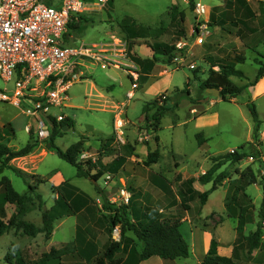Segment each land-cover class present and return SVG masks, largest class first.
<instances>
[{
	"label": "rangeland",
	"instance_id": "obj_1",
	"mask_svg": "<svg viewBox=\"0 0 264 264\" xmlns=\"http://www.w3.org/2000/svg\"><path fill=\"white\" fill-rule=\"evenodd\" d=\"M227 14L231 19L222 23ZM86 17L84 34L72 37L67 46H84L94 58H87L84 62L78 79L67 93L69 101L66 107L51 110L52 115L63 113L71 122L67 131L59 128L62 133L53 136V142L65 151L84 137L86 144L78 161L90 160L96 165V170H104L118 156L130 155L134 161L130 159L125 170L113 180L107 181L103 175L94 184L85 178H77L76 167L49 149L48 142L33 138L31 141H37L39 146L30 155L11 161V168L4 172L14 189L33 201L29 202V212L24 219L37 227L43 226L42 214L38 209L39 199L48 209L56 203L51 178L60 174L100 199L97 202L102 205L100 211L106 219L107 229L109 218L114 213L107 208L120 207L113 203V198L118 199L120 189L126 188L131 194V220L132 213L141 214L145 206L167 214L184 210L186 204L190 210L183 211L185 217L180 230L189 245L192 244L191 237L195 236L193 244L197 255L201 257L205 237L209 234L210 238L217 240L219 254L231 256L233 252L240 263L264 264V249L249 254L242 239L256 231L264 195V97H255L251 89L260 68H264V0H111L102 12ZM218 17L220 20H217ZM125 18L132 19L149 31V38L134 41V53L142 58L155 57L151 47L157 43L173 45L177 50V56L171 64L166 63L167 59L162 55H156L159 62L156 63L153 79L143 91H139L143 86L139 78V90L135 91L134 99L128 104L126 94L131 89L128 75L130 71L139 69L132 64L128 55V38L121 28ZM180 28L184 29L185 35L178 41ZM200 37L203 38L201 43L198 42ZM239 55L245 57V62L236 63L235 67L244 73V77L230 79L237 86L248 87L243 94L228 102L221 96L214 97L201 89V82L208 78L213 64L225 60L234 64ZM103 64H106V68L102 67ZM214 70L218 71L219 68L215 67ZM161 73L163 75L159 76ZM15 81V77L11 82L0 78V90H14ZM182 90H188L190 97L182 98ZM201 98L214 103L203 105L207 110L204 118L190 121L193 118L191 109L199 104ZM156 100L161 108L171 109L162 118L160 129L154 126L153 120L157 111L153 104ZM178 100L179 107L175 109L173 104ZM249 102L255 104L262 122L256 136ZM145 106H149L146 114L143 112ZM122 108L130 121L126 128H129L132 136L136 133L134 145H142L143 155L139 159H135V147L130 145L127 149L126 144L119 147L115 143L113 124L116 118L123 115ZM30 122L32 118L22 114L18 108L0 102V142L13 150L23 148L30 141V135L25 130ZM201 132L208 139L203 146H199L197 138ZM112 138L113 141L108 142L109 146L112 145L108 149H112L111 155H103L104 150L97 151L102 142ZM148 144L153 146L151 152L157 150L160 153L159 165L150 168L144 164L148 158L144 146ZM231 150L244 154L245 158L222 166L219 172H227V178L208 197L207 203L201 206L196 198L184 202L181 184L176 179L178 174L182 172L184 179H197L211 168L213 157L228 154ZM152 172L159 174L160 177L154 179L162 188L157 184L158 188L151 185ZM242 174L250 176L253 183L248 184L244 193H238L240 205L245 211L244 224L240 226L238 209H235L237 214L231 215L227 207L238 205L233 203L232 198L240 185L238 180ZM194 186L203 193L210 190L212 184L201 185L196 181ZM89 194L86 197L95 203L96 200ZM6 206L9 220L18 209L14 205ZM120 233L121 225H117L111 235L106 230L110 238H120ZM261 241L264 243V228ZM46 245L43 233L30 237L21 229H12L0 237V264H11L8 259L11 247V252L15 253L17 248L27 261L37 263ZM190 248V258L179 261L197 264L191 245ZM159 262L165 261L156 257L144 264Z\"/></svg>",
	"mask_w": 264,
	"mask_h": 264
},
{
	"label": "trees",
	"instance_id": "obj_2",
	"mask_svg": "<svg viewBox=\"0 0 264 264\" xmlns=\"http://www.w3.org/2000/svg\"><path fill=\"white\" fill-rule=\"evenodd\" d=\"M55 0L47 1V4L53 5ZM111 0L109 1L110 4ZM192 4V3H191ZM232 5V3L230 4ZM193 6V4H192ZM221 22L226 23L227 19H231L229 14L225 15ZM87 21V17L81 16L79 18V22H72L69 24V36L74 38L80 37L81 34H84L86 28L83 25L84 22ZM216 26L218 23L214 22ZM122 30L126 33L128 38V55L132 59L133 62L138 64L141 67V83H145L148 80V75L154 70L156 63L159 62V59L156 55H162L167 59L168 64H171L173 60L177 56V50L175 46H171L168 44H153L152 50L155 54V57L152 59H142L134 54V39H142L148 37V30L142 27L141 25L135 23L130 18L123 19L121 23ZM198 31V28H197ZM264 34V31H263ZM184 29L180 28L177 36V40L179 41L184 37ZM235 63H230L229 60H225L222 62H218L217 64H213L210 69L209 76L206 80L201 82V89H219L220 96L224 101L231 102L236 99L238 96L243 94L247 90V86H237L231 81V77H244V73L241 70H238L235 65L236 63H244L245 57L243 55H239L235 58ZM218 67L219 70L215 71L214 68ZM196 76V73H194ZM264 77V68H260L256 79L251 84V86L256 85V83ZM188 85V83H187ZM191 93L188 90H182V98L190 97ZM157 107V111L153 116L154 126L160 129V124L162 118L168 114L171 109L161 108L157 104V100L153 103ZM179 107V100L174 102L173 108ZM248 108L251 114V118L254 124V135L256 136L260 130V126L262 124L259 113L256 109V106L253 102L248 103ZM149 111V106H145L143 112L146 114ZM68 126L71 127V122L69 118L65 120L61 124V128ZM62 130L59 128H55L49 139L45 140L48 142V148L53 150L55 154L58 155L61 159L76 167L77 176L80 178H87L94 182H97L106 172L117 173L123 163L125 162L124 156H118L114 162L105 168L104 170H96V165L90 162H79V156L84 152V145L86 143V139L83 137L79 142L73 144L67 150L63 151L60 148L56 147L53 142V136L58 133H62ZM34 136L30 135V141L26 146L19 150H13L6 143L0 142V237L8 234L12 229L23 230V232L30 236L36 237L38 234L43 233L46 240H50L53 231H54V222L58 219L64 218L69 215H73L76 213L73 206L68 202V198L62 192V186L55 187L53 186V190L58 194V199L56 203L48 209L44 202L39 199L38 209L42 214V227H37L33 223L26 221L24 218L26 214L29 212V202H33L28 196L19 194L13 187L10 179L4 176V172L7 168H11L10 162L26 157L30 155L39 145L37 141L32 142ZM198 144L199 146H203L207 140L204 138L202 133L197 134ZM113 141V138L107 140V142H103V150L105 151L103 155H111L112 152L107 151L109 148L108 142ZM108 148H105L107 147ZM245 158L244 154H240L238 152L232 154H223L219 156H215L211 159L212 166L211 168L201 175L198 179H187L181 183V193L184 198L183 201L187 202L189 199H198L201 206H204L207 203L208 197L217 190L219 186L222 185L223 181L227 178V172L222 171L219 172L222 166L227 163H236ZM160 159L159 151L149 152L148 158L145 160L144 164L147 167H150L153 164H156ZM96 170L95 173L93 171ZM18 171V170H16ZM19 172V171H18ZM20 173V172H19ZM22 174V173H21ZM177 181H182V176H177ZM198 181L201 185L212 184L210 190L206 192H199L194 189V183ZM252 179L247 174L240 175L238 182L240 183L238 189L235 191L234 196L232 198L233 203L238 204L237 206L230 205L227 207L228 212L231 215H235L236 208L239 212L240 218V226H243L244 221V209L240 205L239 200V192L245 191L248 184L251 183ZM263 194H264V180H263ZM245 196V195H244ZM14 205L17 207L18 211L15 214H12L9 220H7L8 214L6 210V205ZM131 204V203H130ZM130 204L128 206H120L114 208L113 206H108L107 209L114 212L112 216L109 218L108 229L107 232L111 235L113 229L117 225H121V233H120V241L115 242L113 239L110 241L108 245L103 259H98V263L102 264L103 261H108L110 264L114 263V256L120 252L121 246L124 243L126 238V233L128 231L133 232L137 239L142 244V251L140 255H137L134 259V264H140L146 260L151 258H160L164 261H174L179 258L187 259L191 255V248L189 243L184 238L181 233V225L182 220L185 217L184 212L189 211L190 207L186 204L183 209L178 212H169L167 214H162L156 212L155 210L149 209L145 213L135 215L132 213V220L130 218ZM33 205V204H32ZM240 210V211H239ZM260 222L257 225V229L255 232L250 233L248 236H243L242 239L245 242V246L247 247V252L252 254L255 250H263L264 243L261 241L262 238V230L264 228V195L262 201V207L259 214ZM134 220V222H133ZM15 248V247H14ZM13 248L11 247L8 253V259L11 264H34L32 261H27L24 258V254L22 251L16 248V252H11ZM66 252V248L56 249L52 248L49 253L43 254L40 259L41 262L46 261H55L62 263V258L64 253ZM11 260H14L12 262ZM123 260H116V264H133V258L129 259L126 263L122 262ZM201 264H250V263H240L238 259L233 254L232 256H225L218 253V242L216 239H212L211 246L203 259Z\"/></svg>",
	"mask_w": 264,
	"mask_h": 264
},
{
	"label": "built area",
	"instance_id": "obj_3",
	"mask_svg": "<svg viewBox=\"0 0 264 264\" xmlns=\"http://www.w3.org/2000/svg\"><path fill=\"white\" fill-rule=\"evenodd\" d=\"M109 1L55 0L49 5L46 0H0V78L5 82L16 78L14 90H0V102L9 103L32 118L25 130L34 139H49L53 130L67 120L65 114L52 115L51 110L66 107L67 93L84 62L94 58L84 46H67L72 39L68 35L69 24L79 22L81 16L102 12ZM202 41L200 37L198 42ZM102 67L106 68V64ZM129 76L132 84L126 94L127 103L134 99L140 77L136 70L130 71ZM125 127L123 115L116 118L115 143L119 147L126 144ZM114 178L109 172L105 174L107 181ZM113 199L118 206H128L131 194L122 188L119 198Z\"/></svg>",
	"mask_w": 264,
	"mask_h": 264
},
{
	"label": "crops",
	"instance_id": "obj_4",
	"mask_svg": "<svg viewBox=\"0 0 264 264\" xmlns=\"http://www.w3.org/2000/svg\"><path fill=\"white\" fill-rule=\"evenodd\" d=\"M217 20H220L219 17L217 18ZM248 32H249V30H248ZM147 34H148L147 38H149V32ZM245 37H246V34H245ZM147 38H142V39H147ZM142 39L141 38L140 39H134V41L140 42ZM134 54L136 56L142 58L138 54H136V53H134ZM142 59H152V57L142 58ZM130 61L132 62V64H134L139 69L138 73H139V76H140L139 78L141 81V76H142L141 67L138 64H136L135 62H133L131 58H130ZM155 69H156V66H155L154 70ZM154 70L148 75V80L143 84L142 88H140V90L138 88L139 91H143L145 89V86L148 85L150 83V81L153 79L152 76H154L153 75ZM163 73H161V75H159V76H162ZM129 78H130V76H129ZM131 84H132V81H131ZM138 85L140 87L139 80H138ZM251 89L255 93V97H264V77L262 79H260L256 83V85L252 86ZM159 94L160 93H156V95H159ZM210 102L211 101H209L207 99L201 98L199 100V104L194 105L192 107L190 113L193 115V118L189 119V120L190 121H200L202 118H204V116L207 114L206 113L207 110L204 108L203 105L209 104ZM213 103L211 102L210 104H213ZM199 108H201V109H199ZM122 110H123V117L125 118V121H126V127H128L130 124V121L127 119L124 108H122ZM214 122H217V120H215ZM126 127H125V138L127 139V142H126L125 147L127 149L131 146L135 147L134 148V152L136 153L135 159H139L143 155L142 154L143 153L142 145L141 144H137V145L135 144L134 145V139L136 137V133H135V136H132L131 131L129 130V128H126ZM113 128H114V124H113ZM200 129H204V128L200 127ZM114 131H115V129H114ZM201 133L204 135V132H201ZM110 146H112V145H110ZM110 146H109V148H108V146L105 148L110 149ZM156 146H157V144H155V147ZM144 147L146 149L145 150L146 151L145 156H147L149 151L153 148V146L151 144H148ZM108 149H107V151H108ZM101 150H103V142L101 143V146H100L99 150H97V151L99 152ZM109 152H112V149ZM218 154H213L212 156H215ZM45 155H46V152H45ZM124 157H125V162L123 163V165L121 166L119 171L116 174L113 173L115 178L118 174H120L123 170H125L126 165L130 162V159H131V161H134V157L130 158L131 157L130 155H129V157H127V156H124ZM158 162L156 163L157 165H159ZM153 165H155V164H153ZM150 167H152V165ZM176 167H179L178 164H176ZM152 173H153V176H152L153 180H151V185H153L155 188H158L157 185L158 186H160V185L156 182L154 177L159 178L160 176L156 172H152ZM179 175L182 176V181H178L180 184L187 179H191V178L184 179L182 172H180L178 174V176ZM77 178H80V177L77 176ZM85 179H87V178H85ZM176 179H177V177H176ZM51 180L54 182L55 187L62 186V192L68 198V202H70V204L73 206L76 213L73 215H69V216H66L64 218L58 219L54 222L53 234H52L50 240H47V245L45 246L43 254L49 253L52 248H56V249L66 248V252L64 253L61 264H99L98 259H103L104 253H105L108 245L110 244V241L113 239L115 242H119L121 239V238H112V237L110 238V236L106 235V230H107L106 219L104 216H102L101 211H100V209L102 208V205L98 204V202H97V201H100V199H97V197L91 195L92 193L89 194V193L85 192L84 190L81 189V187H78L77 185L73 184L72 180H66L60 174H57V175L55 174L51 178ZM87 181L91 183L92 180L87 179ZM95 183L97 184V182H94V184ZM160 187L162 188V186H160ZM193 187L195 189V186H193ZM53 192L55 194V200H57L58 194L54 190H53ZM87 194L91 195V198L96 200L95 203L93 201H91V199L89 197H86ZM152 208H154V207L145 206L142 213H145L146 211H148L149 209H152ZM6 210H7V206H6ZM7 214H8V211H7ZM137 215H139V213H137ZM133 222H134V220H133ZM59 234H60V236L57 237V235H59ZM194 237L195 236L191 237V239H192L191 243L192 244H190V245L192 247L193 252L195 253L194 255L197 257V261H198L197 264H201L203 259L205 258L206 254L208 253V251L210 249L211 241L213 238H210L209 234H207V236L205 237V246L203 247V250L201 251L202 253H201V257H200L199 255H197L198 253H197L196 247L193 244ZM126 238L127 239L124 240V243L121 246L120 252L114 256V258H113L114 263H112V264H116L115 263L116 260H118V261L123 260L122 262L126 263L131 258H133V264H134V261H135L134 259L136 258V256L141 254L142 244L137 239V237L134 235V233L131 234V233L127 232ZM232 255H233V252H232L231 256ZM189 258H187L186 260H188ZM151 259H153V258H151ZM151 259H149V260H151ZM180 259H184V258H179V259H176L174 261L159 262L158 264H186V262H180L179 261ZM149 260H146L140 264L147 263ZM103 262L104 263H102V264H110V262L105 261V260ZM34 264H59V262H53V261L41 262V261H38L37 263H34ZM250 264H253V263H250Z\"/></svg>",
	"mask_w": 264,
	"mask_h": 264
},
{
	"label": "water",
	"instance_id": "obj_5",
	"mask_svg": "<svg viewBox=\"0 0 264 264\" xmlns=\"http://www.w3.org/2000/svg\"><path fill=\"white\" fill-rule=\"evenodd\" d=\"M207 93L209 95L214 96V97H220V90L219 89H207ZM68 129H69L68 126H65L63 128V131H67Z\"/></svg>",
	"mask_w": 264,
	"mask_h": 264
}]
</instances>
